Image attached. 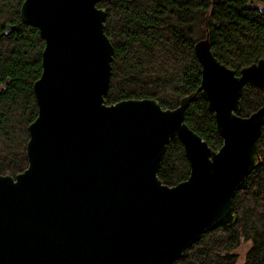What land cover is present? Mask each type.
Returning <instances> with one entry per match:
<instances>
[{
    "label": "water",
    "instance_id": "1",
    "mask_svg": "<svg viewBox=\"0 0 264 264\" xmlns=\"http://www.w3.org/2000/svg\"><path fill=\"white\" fill-rule=\"evenodd\" d=\"M99 1L19 5V21L37 30L43 47L26 167L0 175V264H172L202 234L234 224L231 200L262 161L264 59L235 75L198 41L199 84L175 108L153 99L107 105L112 47ZM245 84L262 90L261 103L240 117ZM197 94L221 138L215 151L183 122ZM174 139L189 173L167 186L156 173Z\"/></svg>",
    "mask_w": 264,
    "mask_h": 264
},
{
    "label": "trees",
    "instance_id": "2",
    "mask_svg": "<svg viewBox=\"0 0 264 264\" xmlns=\"http://www.w3.org/2000/svg\"><path fill=\"white\" fill-rule=\"evenodd\" d=\"M22 0H0V175H14L26 167L27 125L36 115L32 83L40 73L43 42L37 30L22 24ZM264 0H102L103 33L112 55L105 104L127 99H153L172 109L193 93L200 80L194 45L204 41L222 65L238 71L264 59ZM8 31L6 32V29ZM262 90L245 84L236 115L245 117L261 103ZM183 122L211 150L221 138L213 114L196 95L183 113ZM261 163L235 192L231 212L235 222L202 234L172 264H235L233 250L244 241L249 247L241 264H264V123L256 140ZM188 163L177 139L164 148L156 177L175 185L187 178Z\"/></svg>",
    "mask_w": 264,
    "mask_h": 264
},
{
    "label": "rangeland",
    "instance_id": "3",
    "mask_svg": "<svg viewBox=\"0 0 264 264\" xmlns=\"http://www.w3.org/2000/svg\"><path fill=\"white\" fill-rule=\"evenodd\" d=\"M255 5L259 10H264V3H256ZM249 247L248 242L242 241L239 246L233 250V253L236 255L235 264H241L244 258V254Z\"/></svg>",
    "mask_w": 264,
    "mask_h": 264
}]
</instances>
